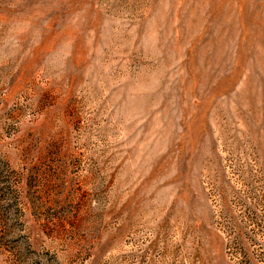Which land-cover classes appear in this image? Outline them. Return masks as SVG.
<instances>
[{
  "label": "rangeland",
  "instance_id": "obj_1",
  "mask_svg": "<svg viewBox=\"0 0 264 264\" xmlns=\"http://www.w3.org/2000/svg\"><path fill=\"white\" fill-rule=\"evenodd\" d=\"M0 264H264V0H0Z\"/></svg>",
  "mask_w": 264,
  "mask_h": 264
}]
</instances>
